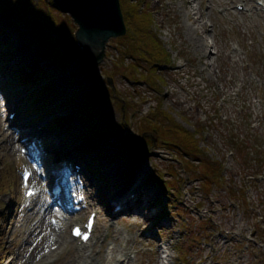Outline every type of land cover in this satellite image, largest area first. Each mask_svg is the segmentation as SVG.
I'll use <instances>...</instances> for the list:
<instances>
[{
  "label": "rangeland",
  "instance_id": "1",
  "mask_svg": "<svg viewBox=\"0 0 264 264\" xmlns=\"http://www.w3.org/2000/svg\"><path fill=\"white\" fill-rule=\"evenodd\" d=\"M140 1L152 14V28L170 53V61L156 66L160 79L155 89L142 76L147 73L146 62L138 66L142 73L139 76L129 68L133 57L126 53L122 58L120 37L109 39L105 58L88 71L85 53L57 51L73 48V44L62 42L65 37L71 38L76 24L69 15L60 16L65 26L49 30L44 17L48 8H54L53 0H0V91L7 98L2 104L4 99L0 97V110L17 98L22 110V123L16 122V129L10 125L9 110H5L4 118L0 114V183L6 177L5 184L9 182L7 189L0 190V264L27 263L32 259L25 261L30 252L33 257L40 255L53 243L49 237L50 218L55 213L48 203L46 187L26 203L23 198L25 186L20 173L31 165L20 147L24 145L32 153L31 143L12 144L17 129H38L41 119H47L46 127L36 135L31 133L28 142L34 143L37 151L32 153L36 169H44L46 176L50 175L49 169L69 168L57 163L64 153L57 156L52 151L57 139L66 143L71 132H77L75 140H80L76 150H82H75L80 160L77 165H82L86 181L91 184V204L98 211L90 241L96 258L88 264H104L109 245L120 248L115 258L126 255V251L130 264H159L163 254L160 245L169 246V264H264L262 12L256 0H200L204 24L198 35L211 50V58H206L195 50L185 31L187 20L182 8H188L189 3ZM241 1L246 8L251 6L257 11L238 10ZM209 60L211 66L204 65ZM20 71L34 73V78L22 80L17 74ZM183 99L185 102L179 103ZM159 106L172 120L153 117ZM146 116L153 117L150 129L153 124L174 119L187 130L199 129L205 157L222 163L226 180L211 182L204 188L202 174L185 169L181 151L172 145V133L161 132L162 128L176 130L172 123L156 125L160 138L154 132L156 140L149 145L145 141L149 138L141 136V122ZM109 149L116 153L109 154ZM107 158L123 170L129 168L125 183L115 169L103 168ZM71 176L67 174L63 180ZM133 176L134 181H130ZM134 182H140L144 189L147 209L140 210L141 216L133 214V220L122 213L109 217L116 195L126 191V197L135 196ZM152 189H156L155 195ZM35 209L36 213L31 214ZM44 210L45 217L39 223ZM86 213L77 216L84 219ZM29 224L35 229L32 235L23 231ZM117 228L120 233L115 239ZM124 237L133 240L121 250ZM214 239L225 243L219 246ZM61 248L36 264H67L73 250L71 240Z\"/></svg>",
  "mask_w": 264,
  "mask_h": 264
},
{
  "label": "bare ground",
  "instance_id": "2",
  "mask_svg": "<svg viewBox=\"0 0 264 264\" xmlns=\"http://www.w3.org/2000/svg\"><path fill=\"white\" fill-rule=\"evenodd\" d=\"M182 2L185 3H189L188 8H185L182 6V4H180L183 8L182 11L184 12L185 18L187 20V24L185 27V31L187 33L188 36H190L191 41L194 45V48L196 51H198V53L200 54V56H205L210 57V53L211 50L207 49L208 43L202 38V36L198 35V30L199 29H203V24H204V20L202 19L201 16V12H200V0H195V3L193 2L194 0H181ZM180 1V2H181ZM247 12H252V7H249L247 10ZM211 58V57H210ZM212 62L206 61V63L204 65L207 66H211ZM185 99L180 100L179 103H184ZM11 107V105H10ZM10 107H7L6 109L8 110ZM16 109L21 113V109L19 107V105L16 106ZM4 113L5 110L1 107L0 110V114L1 116H3L4 118ZM69 119H71V117H69ZM2 122H4L1 119ZM23 133L20 136H24V135H28L31 133H34L35 135L37 134V129H33V131H22ZM77 132H71L70 134V138L67 140L66 143H63L62 141H60L59 139H57V143L56 145H53L52 151L55 152L57 154V156L61 155L62 153H65L68 156V159L71 160L74 156V149L76 148L77 145H79V141H76L75 138L77 137ZM16 141H20L17 140L16 138H14V142ZM72 143V144H71ZM33 148V146H31ZM59 147H62L63 149L61 151H59ZM111 151V152H110ZM37 151H32V153H36ZM110 153H116V151H112V149H109V154ZM113 155V154H112ZM32 155H27L25 156V159L28 163L32 162ZM40 159L42 160V162H44L43 157L41 156ZM143 165H141L142 167ZM141 167L139 169H141ZM103 168H107V169H115L117 172H119L120 174V179L123 180L124 182V178L126 176V173H130L129 172V168L125 167L124 170L117 164L114 162V160L111 158L109 161V158L106 159V161L104 162V166ZM125 171V172H124ZM132 173V172H131ZM33 179L36 182L35 185L37 187H41L40 189H44L45 185L43 184V180H41L39 178L38 172L34 169L33 171ZM51 174V173H50ZM62 175H65L63 170H58L56 172V175L54 176V174H52L51 176L47 177L48 180V186L47 187H51L52 185H54L57 182V179H59L60 177H62ZM136 177V172L133 174ZM134 176L130 181H134ZM39 185V186H38ZM91 185V184H90ZM88 185H87V190H88ZM132 190L133 192H135V196L132 198H126L125 197V192H120L119 195H117V198L121 199V201H119L121 203V205L123 206L122 209V213L127 214V217L129 219L135 218L133 216V214H138L141 216L142 212L140 213V210H146L147 209V205L148 201L145 199L146 198V194L144 193V189L142 188V185L140 184V182L136 183L134 182V185L132 186ZM52 192H54V190H52ZM153 194H156V189H152ZM152 199V198H151ZM149 199V201L151 200ZM147 201V202H145ZM46 210V209H45ZM45 210L40 213V218H39V223L43 221L44 217H45ZM53 212L55 213L54 217V222H50L52 224L51 229H50V234L49 237H51L53 239V243L55 241V243H58L59 246H61L62 248L68 243V241L70 240V237H68L69 235H67L66 232V227L67 225L72 222L77 220L76 215L74 214H69V216H67L66 214H63L62 212H60L59 210H57L56 208L52 209ZM37 211V209L31 211V214H35ZM75 223H77V221H75ZM231 223V222H229ZM41 226V224H39ZM146 228H148L146 226ZM27 232H29V235L34 234L35 229L32 228L30 229V224H29V229H27ZM120 233V229L117 228L115 230V239H118L116 236L119 235ZM221 235V236H220ZM223 234H219V236L222 238ZM227 237V236H225ZM130 240H133V238H125L124 237V247L121 248V250L125 249L127 247V244ZM214 243L218 244L219 246H223L225 241L221 240H217L214 239ZM221 243V244H220ZM58 246V248H59ZM57 248V249H58ZM90 246L87 245H82L79 246L78 244H74L73 250L71 251V254L69 256V259H67V264H87L88 263V259L89 258H93L95 259L94 255L91 253L90 250ZM119 249V247L117 246H108L106 253V262L108 263L109 261H116V264H130L131 259L128 256V254L125 251L126 255H120L118 256V258H115V253L116 251ZM160 249L163 252V256H160V258L158 259L159 264H168L170 258H171V253L169 252V246L168 245H160ZM45 252V251H44ZM45 254H49L51 255L50 251H46ZM122 256H125V258H123ZM127 256V257H126ZM127 258V260H125ZM46 260V256H36L33 257V259L29 260L27 263L24 264H35L36 262H43Z\"/></svg>",
  "mask_w": 264,
  "mask_h": 264
},
{
  "label": "trees",
  "instance_id": "3",
  "mask_svg": "<svg viewBox=\"0 0 264 264\" xmlns=\"http://www.w3.org/2000/svg\"><path fill=\"white\" fill-rule=\"evenodd\" d=\"M120 2L124 19L128 26V33L122 38L123 45L135 60H144L151 64V72H148L146 77L152 81V83L156 84L155 82L158 75L155 73L153 64L168 61L169 53L165 49L158 34L152 28V14L147 8L142 6L140 0H120ZM49 26L51 28L58 27L57 21L52 17L49 18ZM159 110V113H166L162 109ZM167 118L170 119V116L167 115ZM169 123L175 125L176 130L162 128L161 132H171L174 143L179 145L186 154H189L194 159H199L201 155L203 160L200 161L204 169L208 170L207 175L211 177L210 179L223 180L221 163L205 157L206 153L204 149L200 147V138L196 135L197 132L187 130L180 123L175 121V119L167 124L170 125ZM207 175L205 176L207 177Z\"/></svg>",
  "mask_w": 264,
  "mask_h": 264
},
{
  "label": "water",
  "instance_id": "4",
  "mask_svg": "<svg viewBox=\"0 0 264 264\" xmlns=\"http://www.w3.org/2000/svg\"><path fill=\"white\" fill-rule=\"evenodd\" d=\"M55 2L62 11L70 13L78 24L75 37L87 53L88 70H92L104 58L107 40L126 31L119 0H55Z\"/></svg>",
  "mask_w": 264,
  "mask_h": 264
}]
</instances>
